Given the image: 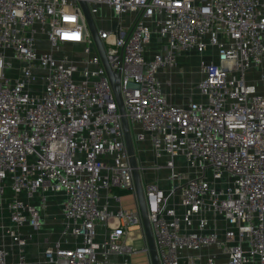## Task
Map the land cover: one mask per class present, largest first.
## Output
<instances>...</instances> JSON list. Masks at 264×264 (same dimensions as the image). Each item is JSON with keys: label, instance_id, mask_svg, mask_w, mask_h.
<instances>
[{"label": "built area", "instance_id": "built-area-1", "mask_svg": "<svg viewBox=\"0 0 264 264\" xmlns=\"http://www.w3.org/2000/svg\"><path fill=\"white\" fill-rule=\"evenodd\" d=\"M84 1L92 17L107 11L93 21L120 75L136 153L146 141L170 171L168 186L146 179L151 167L137 153L160 264H264V0ZM77 45L78 57L62 51ZM194 53L206 56L201 77L186 102H172L159 75ZM177 155L187 174L175 172ZM118 190L135 195L117 103L79 0H0V264H11V247L15 264L28 263L49 205L62 232L39 264L148 255L139 209L120 205Z\"/></svg>", "mask_w": 264, "mask_h": 264}, {"label": "rangeland", "instance_id": "rangeland-1", "mask_svg": "<svg viewBox=\"0 0 264 264\" xmlns=\"http://www.w3.org/2000/svg\"><path fill=\"white\" fill-rule=\"evenodd\" d=\"M106 10H101L98 14L94 15L93 18L97 23V26H99V23H101V19L104 17ZM107 22V19L105 21L109 23V25H114L113 16L112 19ZM126 19V17L124 18ZM107 23L103 22L102 24L104 26H107ZM99 28V27H98ZM155 40V37L153 36L151 38V41L153 42ZM37 47L40 51H49L50 47L45 41V39H42V37H39V40L37 41ZM77 52L71 53L70 47H66L62 49L63 52H66L70 55H74L78 57L80 55V49L77 45ZM75 52L76 50H72ZM205 59V55H198V54H190L186 60L188 62L187 67L188 70H184L183 68L179 70V68L174 69L176 72L175 83L172 85H169L170 90H168L169 94L174 98L176 102H180L183 99L186 98L188 93L190 92L192 86L194 85V81H196V77L200 74L199 72V61L201 59ZM249 80L254 83L258 89L263 88L262 83L258 81L256 76H250ZM137 153H139V156L141 158L142 163L144 164V167H155V168H145L144 175L147 173L148 179H156L157 177L164 183L165 186L169 185L168 180L166 177L169 174V170H166L160 165H163V160L160 159L155 160V157L152 155L148 147L143 146L144 144L138 143L137 144ZM158 166H157V165ZM174 169L177 174H187L188 170L186 167V161L183 156L177 155L174 158ZM151 172V175L148 176V173ZM189 175H194L192 172H189ZM146 178V179H147ZM129 190L120 191V195L125 199L126 195L129 194ZM4 215L0 212V222L4 220ZM62 219L61 215L59 214L58 208L54 205H49L47 210L44 213V221L42 223L41 228L37 231V234L35 236V239L33 241V246H46V244L51 241L52 239H57L61 237L62 232ZM136 245L138 243H135ZM132 264H147L146 260V253L145 252H134L133 257L131 260Z\"/></svg>", "mask_w": 264, "mask_h": 264}, {"label": "water", "instance_id": "water-1", "mask_svg": "<svg viewBox=\"0 0 264 264\" xmlns=\"http://www.w3.org/2000/svg\"><path fill=\"white\" fill-rule=\"evenodd\" d=\"M79 4L82 8L86 23L89 27V30L91 32V35L94 41V44L99 53V56L104 66L106 75L111 84L114 99L117 103V109L120 115V120H121V125H122L124 143L126 146V150H127L128 157H129V163H130L131 171H132V177H133V182H134V187H135V198H136L137 206H138L141 219H142L145 242L148 247L149 263L150 264H160L157 251H156V246L154 242L151 224H150L149 217H148L146 203L144 199L141 173H140L139 164L137 162L136 148H135V144L133 142L132 136H131L129 123L125 115L124 104H123V100H122L121 93H120V86H119L120 75L118 72L112 70L108 64L102 42L98 36L97 28L94 24L93 17L88 9L86 2L84 0H79Z\"/></svg>", "mask_w": 264, "mask_h": 264}, {"label": "crops", "instance_id": "crops-1", "mask_svg": "<svg viewBox=\"0 0 264 264\" xmlns=\"http://www.w3.org/2000/svg\"><path fill=\"white\" fill-rule=\"evenodd\" d=\"M125 17H126L125 23L127 25L128 21L131 19L132 16L131 15H127ZM187 58H188V56L186 54H181L180 57L178 58V66L181 69L183 68L184 70H188V67H187L188 62H186ZM174 72H176V71L175 70H170V71L166 72L165 74L159 75L160 80L162 82L169 80L170 84L173 85L175 83V81H176V77L177 78L179 77V76H176V74ZM200 77H201V72L198 75V77H196V81L199 80ZM167 88H168V90H170L171 87L169 88V86H168ZM172 96L169 94L170 100L172 102H175V103H184V102L187 101V98H188L187 97L188 95H187L186 98L183 99L182 101L176 102ZM194 97H198V95L195 94ZM142 144H144L143 146L148 147V143L146 141L143 142ZM151 169H152V167H151ZM149 175H151V172L148 173V176ZM145 178H147V173L145 175ZM148 180H152V179H148ZM119 197L120 198H119V202L118 203L120 205L125 206L127 208H132V209L138 208L135 195L132 192L127 194L125 199H123V197L120 194H119ZM36 234H37V232L35 233V236H36ZM34 239H35V237L30 241L29 246H26V248H25V252H26V256H27V262H28L27 264H39L40 256H41V253H42V249L44 247V246H33ZM205 251L217 253L216 256H217L218 261L221 262V263L224 262L225 256H223L221 253H219L215 248L210 247V248L206 249ZM17 253H18V250H17L16 247H11L10 248L9 262L11 264H15V262H16V254ZM132 257H133V255H132ZM132 257H131V260H132ZM146 260H147V264H150L147 254H146Z\"/></svg>", "mask_w": 264, "mask_h": 264}, {"label": "trees", "instance_id": "trees-1", "mask_svg": "<svg viewBox=\"0 0 264 264\" xmlns=\"http://www.w3.org/2000/svg\"><path fill=\"white\" fill-rule=\"evenodd\" d=\"M120 191H124V190H118V194H120Z\"/></svg>", "mask_w": 264, "mask_h": 264}]
</instances>
